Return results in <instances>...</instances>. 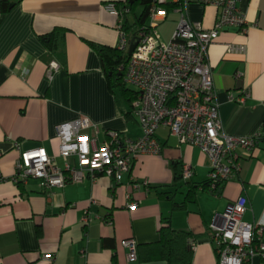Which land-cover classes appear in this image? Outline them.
<instances>
[{
    "label": "crops",
    "instance_id": "obj_1",
    "mask_svg": "<svg viewBox=\"0 0 264 264\" xmlns=\"http://www.w3.org/2000/svg\"><path fill=\"white\" fill-rule=\"evenodd\" d=\"M109 3L122 5L125 0H0V170L5 176L13 174L21 151L37 147L62 169L56 128L77 118H88L99 127V144L111 130L130 139L140 136L134 117L124 114L129 110L124 98L109 88L101 58L90 45H117L119 19L107 10ZM238 6L245 27L223 30L207 48L224 133L261 134L253 152H238L237 179L219 192L202 189L209 173L205 154L179 144L161 128L155 134L161 154L138 156L119 184L101 175L49 191L35 179L25 185L1 183L0 264H131L120 242L134 240L142 256L166 223L193 236L191 264H217L208 226L242 195L247 198L242 220L264 226V0H241ZM162 7L166 16L156 30L164 42L183 15L205 28L217 16L214 7L198 0H165ZM52 32L58 41L54 50L42 40ZM227 44L245 50L228 53ZM51 63L57 68L48 76ZM243 92H248L243 104L229 100V93ZM184 166L190 167V178L175 180L176 170ZM135 183L140 187L134 189ZM192 185L197 186L192 188L194 198L186 202ZM130 202H137L132 211L127 209ZM182 203L183 208L174 207ZM85 215L89 220L82 224ZM45 255L51 256V263ZM136 264L166 263L139 258ZM251 264L264 261L254 256Z\"/></svg>",
    "mask_w": 264,
    "mask_h": 264
},
{
    "label": "built area",
    "instance_id": "obj_2",
    "mask_svg": "<svg viewBox=\"0 0 264 264\" xmlns=\"http://www.w3.org/2000/svg\"><path fill=\"white\" fill-rule=\"evenodd\" d=\"M240 1L198 0L217 10L214 24L205 28L201 23L189 22L183 15L171 39L164 42L156 26L166 16L162 7L165 0H156L149 10V22L137 33L135 38L138 42L122 69L124 84L136 92L131 113L140 136L130 139L111 130L105 132V139L99 144V127L88 118H77L56 128L59 157L64 162L62 169L55 165L44 148L37 147L20 152L12 175L5 176L0 170V184L8 181L25 185L35 179L42 190L49 191L86 177L93 180L98 175L119 184L130 173L138 156L161 154L162 145L155 135L161 128L167 129L179 144L198 148L205 154L209 165L207 191L214 193L225 183L237 179L240 171L238 152H253L258 148L261 134L231 136L224 133L215 101L207 48L216 42L223 30H242L245 27V16L238 6ZM107 10L119 19L115 48L127 52L131 40L122 29V22L123 15L129 10L126 6L118 8L114 3L107 4ZM244 50L243 45H226L228 53L240 54ZM56 68L57 65L51 63L48 76ZM247 96L248 92L240 96L228 94L229 100L239 104H243ZM86 131L91 134H86ZM14 146L18 149L17 144ZM70 160L75 163L71 164ZM190 176V167L184 166L182 178L188 180ZM143 186H147L146 180ZM139 187V184H133L134 189ZM136 207L137 202L127 205L130 211ZM246 209L247 198L239 196L221 214H216L209 224L208 234L217 264H251L254 256L264 261V226L258 222H244L242 216ZM88 220L85 215L81 223L87 224ZM120 244L127 250V261L136 264L135 241L126 239ZM189 244L193 250L195 242L190 240ZM43 259L49 263L52 261L49 255Z\"/></svg>",
    "mask_w": 264,
    "mask_h": 264
},
{
    "label": "trees",
    "instance_id": "obj_3",
    "mask_svg": "<svg viewBox=\"0 0 264 264\" xmlns=\"http://www.w3.org/2000/svg\"><path fill=\"white\" fill-rule=\"evenodd\" d=\"M155 4L156 0H125V3L122 5L119 3L116 4L118 8H120V6H126L129 10L127 14L123 15L122 29L127 33L130 40L136 37L140 28L147 26L146 22L149 16V10ZM164 7L166 8V5ZM138 8H140L141 11L137 15L136 10ZM2 9L3 11H6L4 5ZM42 40L50 50H54L58 46L57 37L54 32L42 37ZM90 45L97 51L101 58L102 67L109 88L118 90L128 106L129 110L124 113L125 116H131V105L136 98V92L132 88L126 86L123 82L122 69L128 59L127 52H121L116 48H107L95 44ZM180 178H182V169H180V171L176 170L175 172V180ZM195 187L193 185L191 186V190L186 196V202L192 201L194 198L192 188ZM201 188L207 190V180L202 183ZM174 207L183 208L184 204L175 205ZM158 234L159 239L153 245L154 247L152 246V248L148 249V251H146L145 254H142V256L138 253L137 246L138 259L141 258L147 261L151 259H161L165 261L166 264H191L192 249L189 242L190 240L195 242V240L190 233L176 231L166 223L159 228Z\"/></svg>",
    "mask_w": 264,
    "mask_h": 264
},
{
    "label": "water",
    "instance_id": "obj_4",
    "mask_svg": "<svg viewBox=\"0 0 264 264\" xmlns=\"http://www.w3.org/2000/svg\"><path fill=\"white\" fill-rule=\"evenodd\" d=\"M131 3V2H130ZM138 42V39L137 38H132L131 41H130V45H129V48H128V51H127V55L130 56L131 53L133 52L136 44ZM219 192V190L217 191Z\"/></svg>",
    "mask_w": 264,
    "mask_h": 264
},
{
    "label": "rangeland",
    "instance_id": "obj_5",
    "mask_svg": "<svg viewBox=\"0 0 264 264\" xmlns=\"http://www.w3.org/2000/svg\"><path fill=\"white\" fill-rule=\"evenodd\" d=\"M164 29H165V28H164ZM164 29H161V31L164 30ZM129 88H130V87H129Z\"/></svg>",
    "mask_w": 264,
    "mask_h": 264
}]
</instances>
